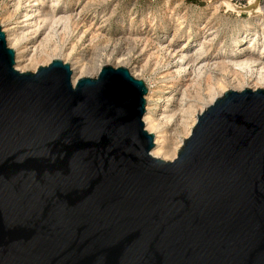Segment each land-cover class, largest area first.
Instances as JSON below:
<instances>
[{
    "label": "water",
    "instance_id": "1",
    "mask_svg": "<svg viewBox=\"0 0 264 264\" xmlns=\"http://www.w3.org/2000/svg\"><path fill=\"white\" fill-rule=\"evenodd\" d=\"M0 25V264H264V89L229 90L173 161L146 83L15 68Z\"/></svg>",
    "mask_w": 264,
    "mask_h": 264
},
{
    "label": "rangeland",
    "instance_id": "2",
    "mask_svg": "<svg viewBox=\"0 0 264 264\" xmlns=\"http://www.w3.org/2000/svg\"><path fill=\"white\" fill-rule=\"evenodd\" d=\"M15 1L17 2L18 0H0V25L2 26V30L5 31V27L10 25L13 27V32H28V30H25L26 24L21 22L22 18L24 17L23 12L25 9V5L22 4L20 10L14 13V6L16 3ZM24 1L22 0V2ZM48 1L45 3V5L42 6V8H48ZM30 2L32 4L34 0H29L28 3ZM215 2H219L221 5L219 12H215L213 5V3ZM246 2H244L243 4H235V2L233 3L229 0H61L57 9L64 8L66 6L68 9H70L72 7V3H74L73 7L76 8L75 12L77 13L84 8L82 18L84 22L82 21V23L80 24L81 28L77 27L75 29V34L72 35L73 37L67 39L68 42L67 40L65 41V46H62L63 50H61V52H58L59 54L57 53L56 56H52L54 54L52 53V51V54H49L50 49H52L53 46L52 48L50 47L49 52H46L48 54L44 53L42 55V59L40 57V59L38 60L39 62H36V65L33 64V66H35H32L30 68V71H34L36 66L38 69L42 65H48L54 59H62L63 61H65V63H67V60L72 63L75 58L78 57L81 59L82 62L90 63V60L91 64L94 62L93 67L89 69L86 73L89 76H97L104 65L109 64L114 67L125 66L131 72L133 71V73L137 75V78L144 80L146 83H150L152 91L155 92V97L163 96L166 93H172L171 95L179 97L181 87H183L182 89H184L185 87L182 86V84H185L186 78L184 76H182L181 78L169 77V72L171 71L170 68L173 67L174 63H171V65L167 66L166 68L164 66H160L157 68L159 71L158 76H166L165 78H163L164 80L161 79V81L159 82L160 87L155 86L154 76L151 71L155 69V57L153 55L157 53L156 48L158 46V41L162 37H165L166 32L168 34L175 33L177 31L178 22L181 21L182 23H184V28L179 31V34H181V36L185 35V33H188V29H191L193 43L197 40L202 41L205 37H207V40L215 37V40L213 42L207 44V52L205 54L204 61L210 64L206 66V73L202 76L203 79L201 78L199 83L193 85V87L189 90L186 98L187 102H196L195 98L197 97V93L205 94L207 92L206 90L209 85L207 77L209 75L214 80H219L222 78L220 76L224 75L220 71L215 70L213 68V65L219 63L221 60H224L222 59L224 53H232V46L229 41L232 33L237 31L242 26V24L246 20H250L251 17L264 14V0H261L256 6L251 5L252 0H250L249 3L245 4ZM210 12L213 14V16ZM11 16L13 19L11 18ZM9 18L11 19L9 20ZM89 26V32H87L81 40H78L80 35L83 34L81 32H84ZM98 34L100 38H96ZM77 35H79V37ZM13 36L14 34H12L11 38H13ZM43 37L44 34L42 35V32L39 34H34V36L33 34H31V38L30 35L29 37H25L26 40L23 39L24 42L21 41V46H15L14 50L23 51L22 48L26 46L27 48L24 47V50H28L23 51V53L30 58L33 53V43L31 42L34 41L35 44L38 45L43 39ZM126 38H128V40L136 38V40L139 42L136 50H133V43L131 41L129 42L128 40H126ZM57 40L61 41V37L60 39L57 38ZM118 40L121 43L118 42ZM10 44L12 46L13 43H8V46H10ZM72 44H75V53H73V56H68V58L67 55L72 50ZM106 45L107 48L104 49ZM97 49L100 50L98 51ZM254 53L257 54V52ZM47 55L48 57H46ZM126 55H128L129 57H126ZM44 56V60L46 62H42ZM148 58L150 59L149 67L148 69H144L143 66L146 64ZM72 59L74 60L72 61ZM175 60L176 57H167L165 64L168 63V61L174 62ZM226 76L223 77H226L229 90H231V88H234V90H242L241 88L236 87L239 86L237 82L232 81L235 77L234 74ZM253 83V81H249L247 83V86L252 87ZM217 90L220 91V89ZM148 96L149 95L147 94L145 97L147 98ZM201 103H199V106L197 107L198 109L203 106ZM204 105H206V108L209 106L208 104ZM177 129L179 132L177 131ZM181 130L179 128H176V126L168 127L167 138L170 139L171 137V139L168 140V142L170 141L171 143H168L169 147H172L174 143H178L181 138L183 139L185 137V132ZM172 139L176 142H174Z\"/></svg>",
    "mask_w": 264,
    "mask_h": 264
},
{
    "label": "bare ground",
    "instance_id": "3",
    "mask_svg": "<svg viewBox=\"0 0 264 264\" xmlns=\"http://www.w3.org/2000/svg\"><path fill=\"white\" fill-rule=\"evenodd\" d=\"M47 1L48 0H34L32 4L31 2L28 3L29 0H25L24 2H22V0H18L17 2L15 1L16 3L14 6V13L20 10V7L22 4L25 5V9L23 12L24 17L22 18L21 22L26 24L25 30H28V32L27 31L22 32L21 30L20 31L22 33L13 32V27L10 25L6 26L5 31H3L6 34V40H8V43L10 42L13 43L12 46L10 44L11 48L13 47V49L15 48V46L20 45L23 39L26 40L25 37H29L30 35V38H31V34H33V36L34 34H39L41 32H42V35L44 34L43 39L38 45H36L34 41L31 42L33 43V53H32V56H30V58L27 57V55L23 53V51L28 50V49L24 50V47H26L24 46V44H23L24 47L22 48L23 51H18V50L15 51V60H16L15 68L17 70H20L21 72L30 71V68L33 66V64L36 65V62H39L38 60L40 59V57L42 59V55L44 53L48 54L46 52H49L50 47L52 48L53 46V48L50 49L49 54L51 53V51L52 53L55 54V55L53 54L52 56H56L58 52H61V50H63L62 46L63 47L65 46L64 44L65 41L73 37L72 35L75 34L74 33L75 29L77 27L79 28L80 24L83 21L82 18H83L84 8L80 12L77 13L75 12L76 8L73 7L74 3H72L71 5L72 7L70 9H68L67 6L64 8L57 9L61 0H50L48 1L49 6L46 5L48 6V8H42V6L45 5ZM260 1L261 0H252L251 5L256 6L259 4ZM249 2L250 0H248L245 4ZM213 5H214L215 12H219L220 7H221L220 3L215 2L213 3ZM11 18H9V20ZM183 24L184 23H182L181 21L178 22L177 31L175 33L168 34L166 32L165 33L166 38L162 37L158 41V46L156 48L157 53L153 55L155 57V64H154L155 69L153 70L151 69L152 70L151 73L154 76V84L155 86H159V82L161 81V79L165 78L166 76L164 75L158 76L159 71L157 68L160 66L161 67L164 66L166 68L167 66L171 65V63H174L173 67L171 68L169 67L171 69V71L169 72V77L170 78H181L182 76H184L186 78L185 84L184 85L182 84V86H185V87L184 89H182L183 87H181L179 97L171 95L172 93L167 94L166 92H165L166 94L163 96L155 97L154 95L155 92L152 91L150 83H146L143 80L147 85V88H148L147 94L149 95L147 98L145 97L146 98V112L144 114L143 121L145 124V129L150 134H154V144L155 145L153 146L151 150V154L155 158H160V159L167 160V161H173L178 157V154L182 146L184 145L186 139L192 134L193 129L199 120V116L210 105H212L218 98H220L223 93L225 94L226 91H229V87L227 85L228 82L226 81V77H227L226 75L234 74L235 77L233 78L232 81L237 82L239 86H236V87H239L242 90H244L243 88L252 89L253 91L257 89H264V14L251 17L250 20H246L237 31L232 33L231 38L229 39L231 46H232L231 47L232 53L230 54L224 53L223 58H222L224 60L223 61L221 60L222 62L220 61L219 63L213 65L214 66L213 68L215 70L220 71L222 74H224L223 76H226V77L220 76L222 77L221 79L214 80L210 75L209 76L207 75L208 76L207 81L209 84L206 90L207 92L205 94L197 93V97L195 98L196 102L195 101L187 102L186 98H187L189 90L193 87L194 84L199 83L202 76L206 73V70H205L207 69L206 66L210 64L204 61L205 54L207 52V44L213 42L215 40V37L209 40H207V37H205L204 40L202 41L197 40L198 42L196 41L193 43L191 29H188V33H185V35L181 36V34H179V31L182 28H184ZM88 29H90V26L84 32H81L83 34L80 35V37L79 35H77L79 37L78 40H81L82 37L87 32H89ZM12 34H14L13 38H11ZM99 34L97 35L96 38L99 37ZM60 37H61L62 43L61 41L57 40V38L60 39ZM119 40L118 42H120ZM126 40H128V38H126ZM128 41L129 42L131 41L133 43V50L134 49L136 50L138 43H139L136 40V38L132 40H128ZM75 44L74 45L72 44L73 47L70 46L72 47V50L70 49L71 51L69 50L70 52L68 53V55L66 54L67 57L73 56V53H75ZM106 48H107V45L104 47V49ZM97 50L99 51L100 49H97ZM254 52H257V54H255ZM97 53H96V56H97ZM127 56L128 55H126V57ZM46 57H48V55ZM167 57L169 58L176 57V60L174 62L168 61V63L165 64ZM44 58L45 56L43 57V61L41 60L42 62L45 61ZM68 60H71V59H68ZM73 60L74 59H72V61ZM63 62L65 63V61ZM66 62L70 63L71 70H72L71 78H72V82L74 86L77 84V82L81 78L85 76H89L86 73L89 69L93 67V63H94L93 62L91 64V60L89 61L90 63L82 62L81 59L78 57L75 58V60L72 63L67 60ZM149 63H150V59L148 58L143 68L148 69ZM36 70H37V66L33 72H35ZM131 74L133 77L136 76L135 77L136 79H139L137 78V75L133 73V71L131 72ZM98 75L90 76V77L97 78ZM249 81L254 82L252 87L247 86V83ZM217 89H220V91H218ZM231 90H234V88L233 89L231 88ZM242 90H237V91H242ZM203 102L204 104H208L209 106L206 108L205 107L206 105H204ZM199 103L203 105L201 106L200 109L197 108L199 106ZM170 126L171 127L176 126V128H179L180 130L182 129L181 131L185 132L184 134L185 137L183 139L181 138V140L178 143H174L172 147L168 146V143L171 144L170 141L168 142V140H170L171 137L170 139L167 138V129Z\"/></svg>",
    "mask_w": 264,
    "mask_h": 264
},
{
    "label": "built area",
    "instance_id": "4",
    "mask_svg": "<svg viewBox=\"0 0 264 264\" xmlns=\"http://www.w3.org/2000/svg\"><path fill=\"white\" fill-rule=\"evenodd\" d=\"M231 1L235 2L236 4H243L244 2H246V0H231Z\"/></svg>",
    "mask_w": 264,
    "mask_h": 264
}]
</instances>
